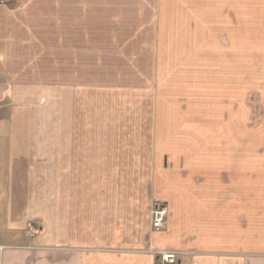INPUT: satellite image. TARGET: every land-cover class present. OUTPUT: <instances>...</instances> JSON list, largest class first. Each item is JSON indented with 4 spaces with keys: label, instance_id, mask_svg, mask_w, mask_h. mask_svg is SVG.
I'll list each match as a JSON object with an SVG mask.
<instances>
[{
    "label": "crops",
    "instance_id": "1",
    "mask_svg": "<svg viewBox=\"0 0 264 264\" xmlns=\"http://www.w3.org/2000/svg\"><path fill=\"white\" fill-rule=\"evenodd\" d=\"M120 4L0 5V78L24 80L15 82L26 89L28 79L43 77L36 66L42 63V45L26 34L32 29L19 15L41 14L37 7H51L54 15L120 14ZM85 21L83 40L90 34ZM74 43L72 32L61 45L57 39L51 62L72 56ZM55 91L48 216L39 182L43 156L26 120L12 114L6 119V108H0V264H156L149 248L181 252L177 264H264V144L259 151H197L193 177L187 166L168 173L154 146V119H140L138 109L126 103H105L102 89L96 101L91 96L96 90L68 86L67 103L62 90ZM156 204L167 210L159 231L151 225ZM28 223L37 229L34 239L25 236Z\"/></svg>",
    "mask_w": 264,
    "mask_h": 264
},
{
    "label": "rangeland",
    "instance_id": "2",
    "mask_svg": "<svg viewBox=\"0 0 264 264\" xmlns=\"http://www.w3.org/2000/svg\"><path fill=\"white\" fill-rule=\"evenodd\" d=\"M120 7V14L91 16L54 15L51 7H37L41 14L18 16L32 29L26 34L42 45L36 66L43 77L28 79L26 89L15 82L24 80L0 78V108H6V119L12 114L26 120L43 156L37 177L48 199L47 216L57 87L64 103L70 101L68 86L96 90V101L102 89L105 103H126L140 119H154V146L168 173L187 166L193 177L197 151H259L264 144V0H122ZM84 19L90 34L83 40ZM56 29L60 45L68 32L75 40L74 54L60 55L58 64L51 62ZM31 226L34 239L37 229Z\"/></svg>",
    "mask_w": 264,
    "mask_h": 264
},
{
    "label": "built area",
    "instance_id": "3",
    "mask_svg": "<svg viewBox=\"0 0 264 264\" xmlns=\"http://www.w3.org/2000/svg\"><path fill=\"white\" fill-rule=\"evenodd\" d=\"M15 0H0L1 5H6L12 3ZM167 215V210L161 204H156L151 212V225L153 230L159 231L162 229L165 218ZM32 226L30 223L26 225V238L30 239L33 237ZM3 249L0 247V250ZM150 253L155 257L157 264H177L178 257L173 252H165L158 250H151Z\"/></svg>",
    "mask_w": 264,
    "mask_h": 264
}]
</instances>
